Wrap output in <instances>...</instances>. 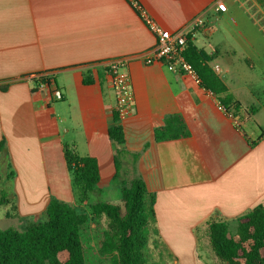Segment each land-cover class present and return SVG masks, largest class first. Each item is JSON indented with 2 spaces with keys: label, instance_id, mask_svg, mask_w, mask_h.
Listing matches in <instances>:
<instances>
[{
  "label": "crops",
  "instance_id": "obj_1",
  "mask_svg": "<svg viewBox=\"0 0 264 264\" xmlns=\"http://www.w3.org/2000/svg\"><path fill=\"white\" fill-rule=\"evenodd\" d=\"M136 1L168 32L203 15L190 41L212 58L229 95L256 111L240 110L237 126L191 78L145 64L155 38L129 0H0V195L11 187L0 223L21 229L45 217L51 198L73 199L62 154L68 145L97 161L91 193L141 179L155 195L153 227L165 248L177 258L187 237L197 261L193 235L209 218L264 207V0ZM218 1L225 12L215 11ZM122 58L133 99L118 145L108 135L116 95L105 64ZM41 74L61 100L36 87ZM171 117L182 122L172 130L184 134L156 139Z\"/></svg>",
  "mask_w": 264,
  "mask_h": 264
},
{
  "label": "trees",
  "instance_id": "obj_2",
  "mask_svg": "<svg viewBox=\"0 0 264 264\" xmlns=\"http://www.w3.org/2000/svg\"><path fill=\"white\" fill-rule=\"evenodd\" d=\"M183 57L200 78V86L213 94L225 113L237 126L240 110L247 117L255 107L243 108L228 93L222 80L209 66L212 58L186 37ZM37 84L46 80L33 79ZM85 80V83H89ZM177 117L167 120L156 139L182 134L172 130ZM109 138L120 145L123 134L114 116ZM257 141L250 142L255 146ZM63 159L70 177L75 204L51 198L43 219L25 222L23 228L0 229V264H157L148 255V228L155 224V195L149 193L141 179L123 183L118 205L107 202L88 203V196L100 180L97 161L77 154L64 145ZM13 207V206H11ZM204 235L214 257L221 264H264V207L257 205L232 220L209 218Z\"/></svg>",
  "mask_w": 264,
  "mask_h": 264
},
{
  "label": "built area",
  "instance_id": "obj_3",
  "mask_svg": "<svg viewBox=\"0 0 264 264\" xmlns=\"http://www.w3.org/2000/svg\"><path fill=\"white\" fill-rule=\"evenodd\" d=\"M133 8L137 11L147 29L155 38V45L149 55L145 58V64L161 63L174 73L185 75L191 78L197 85H200V78L189 62L183 57L186 44V37L194 30L204 27L203 15H198L191 19L182 29L176 32H168L163 29L153 18L146 14L136 0H129ZM215 11L225 12L226 6L218 1L214 7ZM217 72L219 68L212 69ZM105 73L110 78L112 88L116 95L115 113L120 123L129 112L132 104L133 94L130 77L127 72L126 59H114L105 64ZM35 79H46L36 84L38 89L50 88L56 100L62 99V92L59 90L53 79L46 74L37 75Z\"/></svg>",
  "mask_w": 264,
  "mask_h": 264
},
{
  "label": "rangeland",
  "instance_id": "obj_4",
  "mask_svg": "<svg viewBox=\"0 0 264 264\" xmlns=\"http://www.w3.org/2000/svg\"><path fill=\"white\" fill-rule=\"evenodd\" d=\"M260 102L264 104L263 95L260 98ZM257 106L259 105H256L255 107ZM261 115H264V112H262ZM259 120L261 121L260 116H259ZM245 131L249 134L248 129L245 128ZM116 182L120 184V180ZM117 183L114 184V186L110 187L109 189L103 190V192L101 193H90L88 196V203L93 204L96 202H107L113 205H118L120 199V191L117 188V186H119V184ZM2 188L3 189L0 195V219L2 218V213L5 209V205H4L5 199H7L8 191L11 189V187H2ZM63 202L74 205L75 197L73 196L72 199V196H70L68 201H63ZM37 219H42V217H39ZM15 225L16 224H14L13 222H7L5 224L0 223V229L5 230L8 228H15L16 227ZM21 228H23V226H21ZM193 236L199 240L193 242L194 250H195L194 252L197 255V261H192L190 259V256L192 254L191 251L192 242L189 241V238L187 237L186 239L184 238V242L182 244L180 243V245H182L183 251L174 250V252L177 254V258H176L173 252L169 248H165L164 244L161 242L159 238V235L156 233L154 227L150 226V228H148V255L150 261L157 264H221L216 260L213 253L211 252L208 246L207 237L204 235L203 230L200 228L197 229L194 232Z\"/></svg>",
  "mask_w": 264,
  "mask_h": 264
}]
</instances>
